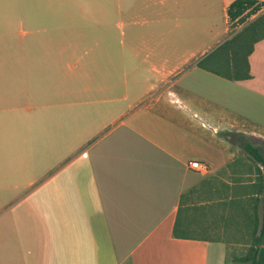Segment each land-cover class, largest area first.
Here are the masks:
<instances>
[{
  "label": "crops",
  "instance_id": "crops-1",
  "mask_svg": "<svg viewBox=\"0 0 264 264\" xmlns=\"http://www.w3.org/2000/svg\"><path fill=\"white\" fill-rule=\"evenodd\" d=\"M137 1L109 8V0H25L3 8L16 22L15 36L0 41L9 48L0 55L8 68L0 95L18 97L24 116L14 123L21 125L18 149L0 154V173L24 176L10 183L21 193L0 197V264H227L223 240L171 230L181 193L198 176L236 165L218 128L237 116L263 131L252 134H264V36L247 55L249 77L230 80L191 64L174 78L171 94L180 102H145L174 61L199 52L172 60L173 46L199 43L198 15L214 0ZM232 1L220 0L223 25L211 47L231 23L264 8V0H251L231 17ZM178 12L181 28L173 23ZM111 13L124 15L117 30ZM178 27L183 33L173 36ZM109 46L119 48L110 55ZM125 47L146 64L142 89L118 86L123 73L108 71L109 59L124 63ZM108 72L115 81H107ZM195 76L211 86L201 88ZM193 159L206 170L188 167Z\"/></svg>",
  "mask_w": 264,
  "mask_h": 264
},
{
  "label": "rangeland",
  "instance_id": "rangeland-1",
  "mask_svg": "<svg viewBox=\"0 0 264 264\" xmlns=\"http://www.w3.org/2000/svg\"><path fill=\"white\" fill-rule=\"evenodd\" d=\"M115 2L116 0H109V8L115 7L114 5ZM137 3L138 1L136 0V2L131 6V8L136 7ZM22 4L26 5L27 2H25V0H0V41L3 42L4 35L5 38L10 36L11 37L15 36L13 29L15 26L14 22H16L14 20L16 16L5 15L2 12L3 8L5 7H7V9L9 8L13 9L14 7L18 8ZM262 10H264V8L261 9L260 12ZM198 16H199V20L202 19L204 24L202 30L200 29L198 31V37L196 40L199 43L196 45H191L189 39L187 40L188 42L182 41L180 44L173 46L172 60H175L177 54L184 53L187 50L192 49L199 52L194 53L190 58H188L184 62L174 61L172 63V73L166 78L155 80V83L153 84L151 91L143 99L145 102H150L154 100L157 103L162 102L163 100H166L168 102L170 101L169 100L170 97L173 98L176 102H180L178 98H176L171 94V90H174L175 88V85L173 84L174 78L180 71H182L187 66L194 64L195 60L198 57H200L201 55H203L205 52H207L209 49L213 47V46L211 47V45L213 42V37L215 36L214 31H216L217 28L219 27L221 28L223 25L222 24L223 15L221 11L220 0H214V6L212 7V9L211 8L204 9L203 18L201 17V15ZM6 18L8 19V21L6 20L8 23L5 21ZM123 19H124V15L117 16L115 13H111L109 16V23L114 29H116L114 23L116 21H120ZM250 19L251 18L244 20L236 27H233V25H236L235 23H231V25H229L227 37H229L231 34L237 31ZM182 21L183 19L179 12L173 13L174 24L177 23V25H180L181 28ZM180 28L178 27L176 30H173V36H178V37L181 36L183 31L180 30ZM118 48L119 47L116 46H109L108 47L109 54L113 55L114 51H116V49ZM7 49L9 48L0 45V55L5 53ZM124 55H125L124 63L117 62V65L114 61H111L109 59V61L107 62V67L109 68L108 71L112 73H116V72L123 73L122 76L123 83L120 82L121 78L119 79L117 78L118 86L120 87L125 86L129 89L144 88V86H146L148 81L147 78L143 76V74H146V67H145L146 64L139 63L138 61H136L131 56L128 47H125ZM5 63H6L5 58H0V81H1L0 87L2 86L5 87L4 73L6 72L5 70L7 68V66L5 67L6 65ZM134 66H136V69L134 68ZM136 75H139L138 78L134 77ZM110 76L111 75L109 73V78H107V81L109 83L115 81L114 80L115 78H111ZM194 78L195 81L198 80L200 83H202L200 85L202 86L201 88L211 86V82L208 81L210 79L206 77L195 76ZM0 97H5V99H0V154L15 153V150L18 149L19 141L21 139V135L19 132V128L21 125H15L14 123L21 121L20 119L24 116L23 115L24 113L21 116L22 110L15 107L18 103H21L18 100V97L16 100H12L8 98L7 95H2V94L0 95ZM121 103L122 102L119 101V104ZM193 116L196 117L195 114H193ZM196 118H201V117L199 116ZM189 123L192 126H196V123L192 119L189 120ZM203 129L205 130L207 129L208 131H210L211 127L209 125H205ZM252 129L259 130L252 124L248 123L245 120L240 119L237 116H235L232 125L228 127L220 126L217 130V136L220 138L221 143L226 147V150L230 154V157L234 158V156H236L237 157L236 159H238L239 162L236 163L233 170L228 171L227 169L224 168L217 172H210L198 176V180L188 188L190 191V195L188 196L187 204L191 205V208L187 209L189 212L188 223L190 229H192L193 232H198L207 237L223 240L226 246L225 261L227 264H229L232 261L233 255H239L244 253L250 241V236H249L250 226L249 224L248 225L243 224L244 222L241 219V210L239 208V205L238 204H234L232 206L222 205V202L220 201L222 200V198L226 197L227 194H230L231 196L234 195L235 198H241L244 196L245 198H249V199L242 200V204L243 203L245 204L246 211L249 214L252 213L250 201L252 200V197L255 194L250 193L252 188L247 186L248 183L250 182H247L246 177L242 175H254L255 170L254 168L252 169V167L248 165L250 161L245 156V154H243L246 152L242 149V142L244 140H249L252 144L257 145L261 149L262 148L261 139L262 137H264V134H259L263 132L262 130L261 131L259 130V133L257 134H252L251 132ZM14 140L17 141V145L16 148L12 149V144ZM215 173H217L218 175ZM23 176L24 175L5 176V174L0 173V197H4L5 195H15L21 193L22 192L21 188H15L13 186H10V183L19 180V178ZM240 176L245 177L241 179L242 181L246 182L245 184H242L244 182H233V181L230 182V177L236 178ZM228 179L229 181L227 182ZM240 185H244V186L246 185V190L249 192V194L245 193L243 196H240L242 193L237 192L238 190L242 189ZM218 198H219V202H217ZM208 199L210 200L209 202L206 201ZM206 203H213L214 205L213 206L210 205L209 207H207L208 210L206 211L203 221L198 222L195 217H197L201 209H199L198 206L196 207L195 205H202V204L206 205ZM205 209L203 210L205 211ZM226 212L232 214L233 217L225 218V215L227 214ZM190 216L193 218H191Z\"/></svg>",
  "mask_w": 264,
  "mask_h": 264
},
{
  "label": "trees",
  "instance_id": "trees-1",
  "mask_svg": "<svg viewBox=\"0 0 264 264\" xmlns=\"http://www.w3.org/2000/svg\"><path fill=\"white\" fill-rule=\"evenodd\" d=\"M250 4H252L251 0H233L228 4L227 14L231 17L234 16V14L237 15ZM242 18L243 17L241 16L238 17L240 20H242ZM263 36L264 10L252 17L247 23H245L229 37L223 39L203 55L198 57L194 64L230 80L249 77L250 73L247 55L252 49L253 42ZM242 149L246 152L243 154H245L250 161L248 165L255 170L254 175H242L246 177L247 182H250L247 185L252 188L250 193L255 194L250 201L252 213L249 214L246 211L245 204H242V200L249 199L243 196L245 193L249 194L246 190V185H240L242 189L237 191L242 193L240 196L243 197L235 198L234 195L231 196L230 194H227V196L222 198L220 202H222V205L228 206H232L234 204L239 205L241 210V219L244 222L243 224H249L250 226V241L244 253L233 255L232 261L229 264H264V140L262 141L261 149L257 145L252 144L249 140H244L242 142ZM236 158L233 159V163L235 164L239 162ZM242 176L236 178L230 177V182H244L241 179L245 177ZM245 183L246 182L242 184ZM189 195V189L180 195L175 218L172 224V235L177 237L220 240L217 238L207 237L198 232H193L192 229H190L188 223L189 212L187 209L191 208V205H188L187 202L184 203V199L188 200ZM206 201L209 202L210 200L208 199ZM217 202H219V198ZM210 205L213 206L214 204L206 203V205H195L201 209L200 213L197 217H195L198 222L203 221L206 211L208 210L207 207ZM203 209H205V211ZM230 217H233L230 213L225 215V218Z\"/></svg>",
  "mask_w": 264,
  "mask_h": 264
},
{
  "label": "built area",
  "instance_id": "built-area-1",
  "mask_svg": "<svg viewBox=\"0 0 264 264\" xmlns=\"http://www.w3.org/2000/svg\"><path fill=\"white\" fill-rule=\"evenodd\" d=\"M187 165L188 167L196 169V170H200V171L206 170V164L197 159L189 160L187 162Z\"/></svg>",
  "mask_w": 264,
  "mask_h": 264
}]
</instances>
